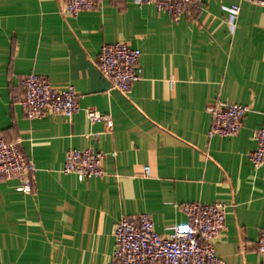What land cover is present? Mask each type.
<instances>
[{
  "label": "crops",
  "instance_id": "0c3cea01",
  "mask_svg": "<svg viewBox=\"0 0 264 264\" xmlns=\"http://www.w3.org/2000/svg\"><path fill=\"white\" fill-rule=\"evenodd\" d=\"M233 3L241 10L231 29ZM115 42L141 56L143 79L128 95L97 62ZM30 73L74 87L79 110L29 119L19 99ZM218 101L250 107L236 135L208 136L207 107ZM87 109L110 114L113 128L91 123ZM263 115L264 6L202 0L177 20L140 0H97L77 16L63 0H0V136L37 167L32 193L16 179L0 183V264H119L122 217L148 213L168 234L188 223L181 205L191 201L228 205L215 245L222 264H264V163L249 159ZM73 148L106 153L104 177L64 173Z\"/></svg>",
  "mask_w": 264,
  "mask_h": 264
},
{
  "label": "built area",
  "instance_id": "2783aa9c",
  "mask_svg": "<svg viewBox=\"0 0 264 264\" xmlns=\"http://www.w3.org/2000/svg\"><path fill=\"white\" fill-rule=\"evenodd\" d=\"M264 6V0H239ZM65 10L77 16L85 10L97 6V0H63ZM142 4H153L174 19H180L189 8L200 10L202 0H140ZM229 11L228 23L231 29L236 26L240 13L239 3L226 7ZM140 52L126 42H115L103 46L97 62L100 71L116 89L124 95L132 90L134 82L143 79ZM23 94L19 99L29 119L45 117L48 113L71 117L79 110L78 93L72 86L65 90L52 87L50 81L39 74L30 73L22 78ZM207 111L212 120L208 136H233L243 126L245 115L250 111L248 105L231 104L218 101L208 105ZM87 118L93 123L104 121L113 128L110 114H102L95 109H87ZM256 148L250 152L249 159L254 166L264 163V115L255 130ZM114 154V153H113ZM106 153L93 148L70 149L62 171L74 174L79 180L97 179L105 175L102 166ZM36 165L23 154L20 145L0 136V183L16 179L19 190L32 193L35 190ZM145 172L150 173L149 167ZM182 210L188 216V223L176 226L168 234L155 230L150 214L124 216L114 231L115 249L113 257L119 264H222L216 252V241L226 230L228 205L222 201L205 203L202 201L185 202ZM256 250L264 254V229L256 242Z\"/></svg>",
  "mask_w": 264,
  "mask_h": 264
}]
</instances>
